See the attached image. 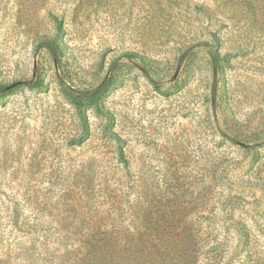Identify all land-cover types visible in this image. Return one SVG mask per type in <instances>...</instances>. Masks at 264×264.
I'll return each mask as SVG.
<instances>
[{
  "label": "rangeland",
  "instance_id": "374dc122",
  "mask_svg": "<svg viewBox=\"0 0 264 264\" xmlns=\"http://www.w3.org/2000/svg\"><path fill=\"white\" fill-rule=\"evenodd\" d=\"M44 35L76 86L141 58L77 109ZM37 61L0 95V264L146 224L185 264H264V0H0V84Z\"/></svg>",
  "mask_w": 264,
  "mask_h": 264
},
{
  "label": "trees",
  "instance_id": "16d2710c",
  "mask_svg": "<svg viewBox=\"0 0 264 264\" xmlns=\"http://www.w3.org/2000/svg\"><path fill=\"white\" fill-rule=\"evenodd\" d=\"M56 30L58 33L62 31V23L59 20L56 22ZM41 47L49 53L50 61L57 72V82L62 94L77 109L97 104L117 81L121 65L120 57L128 60H133L137 56L141 58L137 52L133 51L120 53L110 61L105 75L97 84L84 87L72 84L69 78L65 79L63 67L65 54L62 42L57 39V36L44 35ZM210 53L213 61L218 62V54L213 51ZM39 69L40 64L37 61L33 66L32 78L0 84V95L11 92L21 85L40 86L43 77ZM108 230L110 233L107 234V230L103 231L99 226L92 227L81 244H60L58 248L52 249L48 247V242L43 240L34 250L43 254L40 259L41 264H185L182 254L190 256L189 250L193 248L189 235H178L175 242L174 240L165 241L162 239L161 229L152 228L147 224L136 225L130 230L118 226ZM79 232L82 230L80 229ZM65 233L71 232L65 230Z\"/></svg>",
  "mask_w": 264,
  "mask_h": 264
}]
</instances>
